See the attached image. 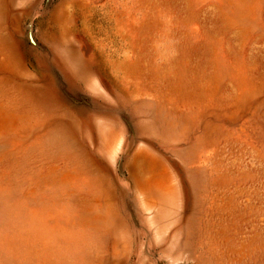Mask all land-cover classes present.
<instances>
[{
  "label": "rangeland",
  "instance_id": "obj_1",
  "mask_svg": "<svg viewBox=\"0 0 264 264\" xmlns=\"http://www.w3.org/2000/svg\"><path fill=\"white\" fill-rule=\"evenodd\" d=\"M0 264H264V0H0Z\"/></svg>",
  "mask_w": 264,
  "mask_h": 264
}]
</instances>
